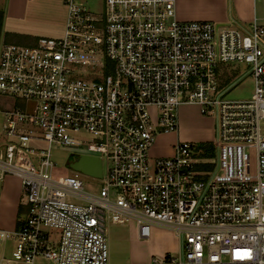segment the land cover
Segmentation results:
<instances>
[{"label": "built area", "instance_id": "1", "mask_svg": "<svg viewBox=\"0 0 264 264\" xmlns=\"http://www.w3.org/2000/svg\"><path fill=\"white\" fill-rule=\"evenodd\" d=\"M253 1L260 14L243 24L180 21L175 0H101L97 12L61 0V37L1 46L0 95L17 103L4 112L0 183L19 179L24 213L0 228L14 243L0 264H111L109 227L129 222L141 240L174 232L176 255L156 264H264V0ZM244 78L250 97L228 99ZM186 103L213 121L212 154L177 141L152 157ZM52 146L91 152L101 177L55 173Z\"/></svg>", "mask_w": 264, "mask_h": 264}, {"label": "crops", "instance_id": "2", "mask_svg": "<svg viewBox=\"0 0 264 264\" xmlns=\"http://www.w3.org/2000/svg\"><path fill=\"white\" fill-rule=\"evenodd\" d=\"M83 1L87 0L81 2ZM62 4L58 0H3L2 10H0V30L4 28L9 38L6 35L2 45L17 41L21 46H33L43 34H54L52 32L56 27L63 32L66 7ZM256 5L257 3L253 0H175L176 17L180 21L224 23L229 18H233L248 24L254 16L258 15ZM189 109L196 114L190 120L187 119ZM185 120L210 125V138L198 137L191 141L202 143L212 141L213 121L207 117H200L197 105L182 104L178 109V132L158 136L150 151L152 157L169 156L177 141L190 140L184 138L182 125ZM13 183H16V191L9 197L8 188L13 186ZM19 186L20 181L16 177H7L0 183V214L3 208L12 207L10 221L8 217L0 221L3 224L0 228L12 230L16 226ZM160 231L164 234V238L152 242L153 235L159 236ZM107 236L110 237L112 245L115 244L119 252L123 254V260L119 264H156L152 261L154 257L164 258L167 254H176L178 251V240L174 232L161 227H153L148 240L138 238L137 226L134 222L125 226H110Z\"/></svg>", "mask_w": 264, "mask_h": 264}, {"label": "rangeland", "instance_id": "3", "mask_svg": "<svg viewBox=\"0 0 264 264\" xmlns=\"http://www.w3.org/2000/svg\"><path fill=\"white\" fill-rule=\"evenodd\" d=\"M61 0H58L60 2ZM82 1V0H79ZM83 3L90 8V10L97 12L100 9V0H87L86 2L83 1ZM63 5V4H62ZM3 6V0H0V10H2ZM257 13L260 14L261 10V4L257 3ZM66 18V17H65ZM64 28V27H63ZM63 30V29H62ZM54 34H43L42 37H49V38H59L62 36L63 32L59 30V28H55V30L52 32ZM7 35V38H9V35L5 33L4 28L0 30V49L2 46V42L4 41L5 36ZM11 42V41H8ZM13 44H19L17 41H12ZM20 45V44H19ZM239 69V72H236L238 74L234 73L235 78L239 77L243 74L244 71V65H229L227 68V73H229V69L234 67ZM230 81V78L228 79ZM253 85L250 78H244L242 81L236 85L228 94V99H247L250 97L252 93ZM17 99L14 98L11 95H0V144H2L5 141V136L2 130V122L4 120V112L13 109L16 106ZM31 104H26V111H30ZM200 114V113H199ZM196 116L195 112H191L190 109L187 112V119L190 120L191 118H194ZM200 117H204L200 114ZM206 118V117H205ZM188 120H185L184 125H182L184 138L190 139L189 142H192L196 144L197 146H201L203 143H210V142H200V141H191L194 140V138H205L208 139L211 137V129L209 124H200L197 122H190ZM189 136V138H188ZM200 140V139H199ZM187 141V140H186ZM203 149V146L201 147ZM71 154H79V155H90L91 152L87 150L77 149V148H64L60 146H52L50 149V159L52 163L55 165L56 171L55 173L59 175H70L73 172V169L69 167V164L72 161L73 157ZM77 159V157H76ZM249 172H254L255 169V160L254 155L251 153V159L249 163ZM75 171V170H74ZM80 174L82 172L78 171ZM79 179L82 181L84 192L89 194H97L99 189V181L92 180L90 178L84 177L83 175L79 176ZM16 183H13V186H9L8 188V195L9 197L14 194ZM10 215H12V207L3 208L2 213L0 214V221L3 219L9 218L10 221ZM130 223V222H129ZM0 225L1 224L0 222ZM158 237V238H157ZM164 238V234L162 231L159 232L158 235H153L152 242L160 241V239ZM107 242H108V250H109V258L111 264H119L123 260V254H121V251L117 249V246L115 244L112 245L111 239L109 236H107ZM14 243L10 240L5 242H0V259L3 256L7 257L10 255L11 251L13 250ZM176 255V254H173ZM34 264H52L46 260H43L41 258H37Z\"/></svg>", "mask_w": 264, "mask_h": 264}, {"label": "water", "instance_id": "4", "mask_svg": "<svg viewBox=\"0 0 264 264\" xmlns=\"http://www.w3.org/2000/svg\"><path fill=\"white\" fill-rule=\"evenodd\" d=\"M69 167L84 174H89L97 178L101 177L100 160L93 156L82 155L77 159H72Z\"/></svg>", "mask_w": 264, "mask_h": 264}, {"label": "trees", "instance_id": "5", "mask_svg": "<svg viewBox=\"0 0 264 264\" xmlns=\"http://www.w3.org/2000/svg\"><path fill=\"white\" fill-rule=\"evenodd\" d=\"M203 146V155L204 156H210L212 154V146L209 143H203L200 148ZM24 213L23 208H18L17 210V220H16V227L19 225V217Z\"/></svg>", "mask_w": 264, "mask_h": 264}]
</instances>
